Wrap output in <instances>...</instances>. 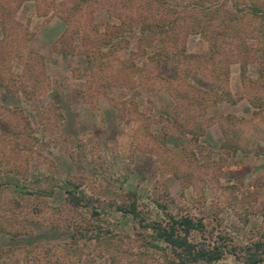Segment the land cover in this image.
Returning <instances> with one entry per match:
<instances>
[{"label":"trees","instance_id":"1","mask_svg":"<svg viewBox=\"0 0 264 264\" xmlns=\"http://www.w3.org/2000/svg\"><path fill=\"white\" fill-rule=\"evenodd\" d=\"M12 1L0 0V91L16 97L21 105L15 109H19L24 126L31 129L30 119L24 114L22 103L32 99L40 100L45 95L46 85L41 80L43 76L47 77L45 64L48 60L20 44V39L28 40L32 31L15 17L17 9L15 5L10 7ZM22 1L18 0L16 6ZM39 1L48 9L45 14L51 15L57 7L60 11L67 9V5L63 4L64 0L59 3L57 0ZM90 1L97 0H74L72 12ZM131 1L123 5H130ZM168 1H151L161 9L159 17H143L137 13L141 17H131L128 21L124 18L113 30L94 23L91 31H96L99 35L86 34L81 36V42L86 48L85 57L89 67L95 57L96 44L102 46L101 57L109 56L107 65L105 62L97 65L98 72L104 74L101 91L109 98H113L115 91L122 92L132 87L151 90L153 83H148L149 69L155 71L159 78L157 86H164L174 97L176 103L173 116L162 117L160 129L152 131L164 147L163 153L172 151V155L174 154L173 163L163 162L162 170L171 169L174 172L178 169L175 157L184 150L175 145L173 148L169 146L168 137H173L175 131L181 135L198 136L206 126L204 124L216 120L217 115H208L209 109L224 100L231 103L237 101L234 97L231 98L225 87L231 63L239 64L240 79L246 94L250 84L264 89V0H199L197 3L183 0L186 3L183 6L180 5L182 0L173 5L168 4ZM229 2L230 6L226 9L225 5ZM36 7L39 10V5ZM67 10L70 11V8ZM226 10L228 13H225ZM197 13L199 16L206 13L207 17H197ZM38 15L44 16L41 13ZM255 22L257 25H254ZM214 23L217 25L212 29ZM74 32L76 30L72 27L65 29L52 46V53L73 54L67 46L68 41H71L69 34ZM189 35H198L204 40V52H187ZM248 36L256 39L254 45L247 43ZM131 38H137L136 44L131 43ZM233 44L235 51H227L226 48H232ZM115 48L120 51L115 52ZM124 54L128 56L121 59ZM171 54L176 59V75L161 77L160 70L166 66ZM252 64L255 65V75L249 71ZM104 68L108 70L107 73H104ZM202 68L209 69L208 75H202L209 76L211 81L208 91L200 89L193 81L199 72L203 73ZM252 96L248 99L255 107L253 114L264 118V99ZM143 102L142 99L135 102L125 100L124 104L133 105V111L148 118V113L142 108ZM42 108L41 113L46 122L51 119L50 113L56 111L55 122L59 124L62 114L58 105L47 104ZM35 110L36 116H41L40 111ZM231 117L237 121L241 118L231 113L223 116L227 120ZM223 132L225 140L222 145L237 150L239 146L231 141L227 130L223 129ZM60 133L58 136L62 138L61 146L68 150L74 170L84 171V141L75 136H62L63 133ZM50 134L54 135L53 132ZM0 136V142H4L6 137L4 134ZM30 144L18 147L28 154L20 158L19 164H13L12 161L13 168L5 167L8 161L5 160V145L0 148V232L13 236L32 235L26 223L45 222L65 227L68 237L63 242L0 248V264H77L82 259L83 247L92 243L107 246L114 244L116 236L111 224L116 213L138 221V235L143 247L170 250L173 254L171 264H215L226 253L241 259L244 264H264V235L250 243L231 244L228 247L222 242L224 237L220 235L212 240L205 237L204 216L201 218L188 211H174L177 205L174 198L165 194L166 188L162 183L154 185L153 194L145 197L133 189L124 188L121 193L109 194L107 181L111 177H105L106 187L103 189L99 184V191H95L91 185L98 179V174L95 173L92 179H88L84 173L59 172L55 162L42 156ZM47 152L50 154L52 151L48 149ZM56 193L62 195V199L58 203L50 202ZM15 222L17 225H14Z\"/></svg>","mask_w":264,"mask_h":264},{"label":"rangeland","instance_id":"2","mask_svg":"<svg viewBox=\"0 0 264 264\" xmlns=\"http://www.w3.org/2000/svg\"><path fill=\"white\" fill-rule=\"evenodd\" d=\"M17 1L13 0L10 7L15 5V17L32 31L28 40L20 39V44L48 60L45 64L47 77L45 75L41 80L46 85V93L40 100L22 103L24 114L30 119L29 129L24 126L19 109H15L21 105L16 97L0 91V135L6 137L4 142H0V148L5 145V160H8L5 167L13 168V164H19L20 158L28 153L18 147L32 143L36 151L56 163L59 172L84 173L88 179L98 174V179L91 185L95 191H99V184L104 189L108 183L109 194L121 193L124 188L133 189L145 197L153 194L154 185L162 183L166 188L165 194L174 198L177 205L174 211H188L201 218L204 216V235L211 240L220 235L227 246L244 245L264 235V118L253 114L255 107L248 99L252 95L255 99H264V89L250 84L246 94L238 63L230 64L228 81L225 83L231 98L237 101L231 103L224 100L209 109L208 115L220 118L216 116L212 123L204 124L206 126L198 136L181 135L176 131L173 137L169 136V146L175 145L184 151L175 157L177 170H162L163 162L173 163L174 154L172 151L163 153L164 147L152 131L160 129L162 117L173 116L174 97L164 86H157L159 78L155 71L149 69L148 83H153L151 90L132 87L122 92L115 91L113 98H109L101 91L104 74L97 69L101 62L107 63L109 56L101 57L102 46L96 44L95 57L89 67L85 57L86 48L81 42V36L86 34L99 35L91 31L94 23L113 30L124 18L128 21L131 17H139L137 13L143 17H159L161 9L157 8L156 3H152V0H97L81 4L72 12L74 0H64L63 4L70 8L71 14L67 9L60 11L57 7L49 15L45 14L48 9L39 0H23L16 6ZM57 1L59 3L61 0ZM127 1L132 4L123 5ZM176 1L180 0H169L168 4L173 5ZM191 1L197 3L199 0ZM180 3L181 6L186 4L183 0ZM36 5H39V10ZM229 6L230 2L225 8ZM225 13H228L227 10ZM198 14L195 15L207 17L206 13ZM216 23L212 24V29H215ZM254 25H257L256 22ZM69 27L76 30L74 34H69L71 41L67 46L73 54H53L52 46ZM136 39L131 38V43L136 44ZM246 41L254 45L256 39L248 36ZM186 47L188 53L197 54L204 52L206 46L198 35H189ZM231 47L226 50L235 51V45ZM119 51L115 48V52ZM127 56L121 55V59ZM175 60V55L171 54L166 66L160 70L161 77L176 75L178 68ZM254 67L252 64L249 71L255 75ZM202 72L193 81L200 89L208 91L211 81L209 76L202 75H208L209 69L202 68ZM137 99L144 101L142 108L148 113V118L133 111V105L124 104L125 100L135 102ZM47 104L60 107L62 119L59 124L55 122L56 111L50 113L51 119L46 122L41 111L42 106ZM35 108L41 116H36ZM228 113L241 118L239 121L233 117L228 120L223 118ZM223 129L227 130L231 141L239 146L237 150L222 145L225 140ZM60 132L62 136H75L84 141V171L74 170L68 150L61 146ZM34 135L36 138H33ZM48 149L52 151L50 154ZM40 159L43 160L42 157ZM105 177L111 179L106 183ZM60 199L62 195L56 193L50 202L58 203ZM26 225L32 235L13 236L0 232V248L63 242L68 237V230L63 226L45 222H27ZM111 228L116 236L114 244L92 243L83 247L82 259L77 264H171L173 254L170 250H153L142 246L137 220L116 213L112 217ZM215 264L244 263L226 253Z\"/></svg>","mask_w":264,"mask_h":264}]
</instances>
